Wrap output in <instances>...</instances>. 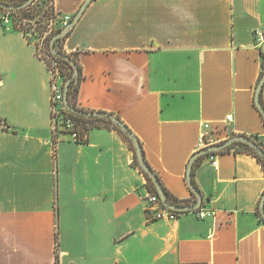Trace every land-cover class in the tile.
Segmentation results:
<instances>
[{
  "label": "crops",
  "instance_id": "obj_1",
  "mask_svg": "<svg viewBox=\"0 0 264 264\" xmlns=\"http://www.w3.org/2000/svg\"><path fill=\"white\" fill-rule=\"evenodd\" d=\"M84 1L53 9L72 21ZM263 43L264 0H91L60 47L80 68L77 107L117 117L188 206L202 124L217 144L242 135L264 145L254 104ZM259 99L264 108V84ZM0 120V264H264L256 157L237 145L213 153L217 171L198 158L199 209L212 214L149 221L129 144L104 127L85 144L54 137L46 66L1 23Z\"/></svg>",
  "mask_w": 264,
  "mask_h": 264
},
{
  "label": "built area",
  "instance_id": "obj_2",
  "mask_svg": "<svg viewBox=\"0 0 264 264\" xmlns=\"http://www.w3.org/2000/svg\"><path fill=\"white\" fill-rule=\"evenodd\" d=\"M43 18L45 29L38 39L33 43L35 46V53L38 59H40L46 66L50 92H51V130L55 137L56 134H61L62 132L69 133V137L75 142L79 140V134L76 130L75 123L66 114L62 113L68 112L63 105V91H64V81L61 73V64L56 61V57L51 53L50 47L48 49L49 38L52 36L54 31L62 29L71 22V17L68 15L57 14L53 9L52 1H46L43 8ZM14 13L9 11H0V20L4 26L13 25L16 29L20 30L25 37L29 35L26 29H24L22 22L19 25H14L15 19ZM24 24L29 22L23 20ZM49 40V41H48ZM230 120V116L226 118V121ZM85 137L83 136V140ZM213 145H217L212 136V130L209 123L202 124L199 141H198V151L206 149ZM55 142H53V147ZM264 152V148H263ZM209 161L211 166L215 171L218 170V163L214 156H209ZM140 174L144 178V193L140 195V200L144 204V210L149 221H159L168 220L173 221L177 218L180 213L171 211L164 207L158 198L157 194L153 192L146 181L143 173ZM196 218L205 219L209 217L212 212L205 211L202 209H197L191 211Z\"/></svg>",
  "mask_w": 264,
  "mask_h": 264
},
{
  "label": "water",
  "instance_id": "obj_3",
  "mask_svg": "<svg viewBox=\"0 0 264 264\" xmlns=\"http://www.w3.org/2000/svg\"><path fill=\"white\" fill-rule=\"evenodd\" d=\"M33 1L34 0H27L26 2H24L20 5H17V6H7V5L3 4L2 2H0V8L4 9L6 11H19V10H22V9L28 7L29 5H31ZM90 1L91 0H85L84 3L82 4L81 8L77 12V14L74 16L73 20L67 26L62 28L55 36H53L49 42V47H50L51 53L56 58L62 59L65 62H68L69 64L72 65V67L74 69L72 78L74 80H78V76H79V71H78L77 65L68 56L60 53L56 49L55 42L58 39L62 38L66 33H68L70 29H72V27L78 21L82 12L84 11L85 7L88 5V3ZM261 52L264 56V43L262 45ZM67 83L68 82H66L65 87H64V91H63L64 92L63 105H64L65 109L70 114L77 116V117L84 118V119L99 118V119L109 121L113 126H115L117 129H119V131L122 132L128 138V140H130V142L133 146V150H134V154H135L138 166L142 170L143 174H145L151 180V183L153 184L154 189L156 191V194H157L158 198L160 199L162 205L171 211H174L177 213H185V212H191V211H194V210L201 208V206H202V195L200 194L199 190L195 187L193 180H192V165H193L194 161H196L198 158L205 156V155H208V154L220 152L222 150L227 149L229 146H231L233 144L240 143V144H244V145L250 147L251 149H253L256 152L257 155H259L261 158L264 159V152L258 146V144L254 140L247 138L245 136H242V135L232 136L221 144L213 145V146L208 147L206 149L199 150L198 152H196L192 156L190 163H189L188 171H187V185L195 197V203L193 205H188V206H183V205L180 206V205L170 204L165 198V194H164V191H163L162 186L160 184V181L158 180V177L156 176V174H154V172L151 170V168L146 164V162L144 160V157L142 154V149H141V146H140L138 139L132 134V132L117 117H115L112 114H108V113H104V112H86V111H80V110H76V109L71 108L66 101ZM263 84H264V73H263V75L259 81L258 87H257L256 92H255V97H254L255 107L258 110V112L260 113V115L262 116L263 121H264V108L262 107V105L260 103V99H259L260 91H261ZM259 213H260V217H261L262 221L264 222V193H263L262 198H261L260 203H259Z\"/></svg>",
  "mask_w": 264,
  "mask_h": 264
},
{
  "label": "trees",
  "instance_id": "obj_4",
  "mask_svg": "<svg viewBox=\"0 0 264 264\" xmlns=\"http://www.w3.org/2000/svg\"><path fill=\"white\" fill-rule=\"evenodd\" d=\"M26 1L27 0H0V2H2L3 4H5L7 6H17V5H20V4H22V3L26 2ZM46 1L47 0H34L31 5H29L28 7L24 8L22 10H19V11H9V12L14 13V15L21 14L23 20H27L28 21V20H31V18L34 17L35 14H38L40 12V10L37 8L39 5H40L41 10L43 9ZM48 1H52V3H53V0H48ZM0 11H6V10L0 8ZM0 23H1L2 27L4 28L1 20H0ZM38 25H40V24L38 23ZM59 31H60V29L54 31V33L52 34L51 37L55 36ZM67 35H68V33H66L62 38L58 39L55 42L56 49L60 53H62L64 55H66V54L63 53V51H62V49L60 47V43L62 42V40ZM48 49H49V43H48ZM260 54H261V58L263 60L262 68H263V71H264V56H263L262 53H260ZM66 56H68L71 60L74 61V63L77 65V68H78V71H79L78 80H74L72 78L73 71H74L72 65L69 64L68 62H65L62 59L56 58V61L60 62V64H61L60 65L61 66V73H62V77H63L64 84H66V82H68L67 83V86H66V101H67L68 105L71 108L76 109V110H80V111H84V110L79 109L77 107V105H76L78 87H79V83H80V68L78 66L77 59H76L75 55L72 54V55H66ZM62 94H63V98H64V92ZM64 114H66L69 118H71V120L76 125V130H77V132L79 134V137H80L79 140L75 141V143H77V144H85L87 142V135H88L89 131L92 128L104 127V128H111V129L117 131L126 140V142L129 144V146H130V148H131V150L133 152V165L136 168H138L141 173H143L142 170L138 166V163H137V160H136V157H135V154H134L133 146H132L130 140H128V138L122 132H120L119 129H117L115 126H113L109 121H106V120H103V119H99V118L84 119V118H81V117L74 116V115L70 114L69 112L62 113V115H64ZM0 123H1V120H0ZM61 134H65V135H68L69 136V133H66V132H62ZM83 136L85 137L84 140H83ZM236 145L242 151L247 152V153L253 155L254 157H256L257 161L261 164V166H262V168L264 170V159L261 158L259 155H257L256 152L253 149H251L250 147H248V146H246L244 144H240V143L233 144V145L229 146L227 149H225L224 151H226V152L227 151H230ZM258 146H260L262 148V150H263L264 145L262 143H258ZM142 154H143V152H142ZM209 155H212V154H208V156ZM143 157H144V155H143ZM196 163H197V161H194L193 165L195 166ZM193 165H192V167H193ZM143 175L145 176L146 181L148 182L149 188L153 192L156 193V191L154 189V186L151 183V180L145 174H143ZM195 187H196V185H195ZM162 189L164 191L166 200L170 204L180 205V206H182V204H187V203H182V202L174 199L172 196H170V194L163 187H162ZM192 196L194 197L193 194H192ZM258 215L260 216L259 211H258ZM261 221H262V219H261ZM262 223H263V221H262Z\"/></svg>",
  "mask_w": 264,
  "mask_h": 264
},
{
  "label": "rangeland",
  "instance_id": "obj_5",
  "mask_svg": "<svg viewBox=\"0 0 264 264\" xmlns=\"http://www.w3.org/2000/svg\"><path fill=\"white\" fill-rule=\"evenodd\" d=\"M37 8L40 10V12L38 14H35V16L32 17L31 20H28L29 22H27L25 24H24V21H23L21 14H18V15L16 14L15 15L16 17L14 19V25H19L22 22L24 29H26V31L29 34L27 36V38L32 43H34L38 39L39 35H41L45 29L44 28L45 27L44 18H43V10L44 9L41 10L40 5ZM38 23L40 25H38ZM51 38L52 37H50L49 40Z\"/></svg>",
  "mask_w": 264,
  "mask_h": 264
}]
</instances>
